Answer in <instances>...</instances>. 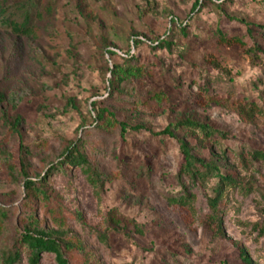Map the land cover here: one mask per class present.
Here are the masks:
<instances>
[{
    "label": "rangeland",
    "instance_id": "obj_1",
    "mask_svg": "<svg viewBox=\"0 0 264 264\" xmlns=\"http://www.w3.org/2000/svg\"><path fill=\"white\" fill-rule=\"evenodd\" d=\"M0 15L20 22L28 15L35 30L18 36L0 17V208L7 215L0 264L30 224L68 245V264H245L240 249L264 264V164L249 156L264 153V112H240L231 102L247 97L264 107V0H0ZM170 30L169 48L150 45ZM220 34L245 46L222 45ZM254 46L261 51L252 56L246 49ZM127 53L143 73L113 88L109 68ZM9 92L21 95L16 107ZM98 109L142 128L123 137L117 124L98 128ZM188 119L226 133L227 160L219 164L240 182L222 195L219 229L208 205L216 179L183 180L193 194L186 206L166 200L181 189L177 138L214 159L181 126L176 138L158 135ZM76 141L100 186L78 166L49 172ZM24 175L48 197L27 201ZM109 215L136 228L109 227ZM19 253L15 264H29ZM38 264L57 263L42 252Z\"/></svg>",
    "mask_w": 264,
    "mask_h": 264
},
{
    "label": "trees",
    "instance_id": "obj_2",
    "mask_svg": "<svg viewBox=\"0 0 264 264\" xmlns=\"http://www.w3.org/2000/svg\"><path fill=\"white\" fill-rule=\"evenodd\" d=\"M199 1H196L192 7V10L195 11L199 9ZM2 18V24L11 30L13 34L18 36H33L35 30L30 27V20L28 15H24L22 21L13 20L10 17ZM244 23L243 21H240ZM248 26V25H247ZM258 28H262L257 26ZM179 32L182 36L187 35V29L184 26H179ZM264 29V28H262ZM249 31V29H247ZM173 31L170 32L164 38H158L156 41L150 43L152 47H170L169 39ZM137 42V41H133ZM219 43L222 45L232 46L238 45L244 47V42L237 36H232L226 38L223 35H219ZM261 49L257 46L250 47L246 49V52L252 54V56L258 55ZM109 54H114L112 51H108ZM135 57L127 53L121 56V64H113L109 68L110 80L109 85L111 87H117L125 79L133 76H137L143 73V68L139 66H132L131 61ZM6 100L11 104L12 107H16L21 102V95L17 96L9 92L8 94L4 93ZM226 100H230L228 97ZM159 101V100H158ZM232 104L236 103V109L240 112H248L251 114H263L264 107H259L255 102L251 101L247 97L238 98L235 101H231ZM113 115L108 112L106 109H98L96 111V126L98 128L106 129V126L117 124L120 126L121 135L127 132V130L138 131L142 127L134 126L129 127L124 123H117L112 117ZM111 120V121H110ZM16 122H18L16 120ZM183 127L184 131H187L197 138V145H201L204 148H208L214 159L200 157L194 154V150L197 147L190 146L189 142L186 139L177 138L179 144V151L181 160L177 169L176 178L179 180V186L181 187L180 191L177 193H170L166 200L169 204L177 206H186L193 200V194L186 188L183 183V180L189 181L192 184H204L206 181L211 179H216L217 183L213 187L214 196L208 199V205L210 209V217L213 222H216L218 229L220 224V202L222 195L227 188H235L240 185V182L236 177L233 176L230 169L221 166L219 163L222 159L227 160L226 152L222 145V140L226 137V133L215 129L208 125L205 122H196L193 120L181 121L180 125H169L163 131L159 132L158 135H167L172 138H176L175 130H178V127ZM217 150H219L217 152ZM216 151V152H215ZM64 157L61 163H58L55 166L49 168V172H59L65 171L64 166H78L81 170L87 175L90 182L100 186V176L101 174L93 167L87 160L85 154L81 149V144L79 141L73 142L62 152ZM242 163L246 164V160L242 154L238 153ZM250 161L260 160L264 164V153L261 151H251L250 152ZM23 188L25 192V198L27 201L31 202L33 198H42L46 199L47 193L40 186L38 180H32L28 176L24 175ZM7 219V215L0 208V234L2 232L3 225ZM107 224L109 227H118V226H132L136 228V224L130 219L121 217L120 215H109L107 218ZM221 230V229H220ZM51 234L39 229L36 224H30L26 227L25 232L20 234V238L17 240L18 249L13 253H8L4 259L3 264H15L19 260V251L20 248H23L28 255L29 264H38L40 254L42 252L53 253L57 264H68V260L64 256V251L69 249L66 243H63L61 240L55 239L50 236ZM98 236L102 239L104 243L107 242L106 235L99 233ZM240 258L245 264H252L247 253L240 249Z\"/></svg>",
    "mask_w": 264,
    "mask_h": 264
}]
</instances>
